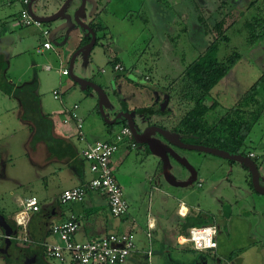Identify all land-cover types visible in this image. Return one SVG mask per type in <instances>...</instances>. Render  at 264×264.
<instances>
[{
	"label": "rangeland",
	"instance_id": "obj_1",
	"mask_svg": "<svg viewBox=\"0 0 264 264\" xmlns=\"http://www.w3.org/2000/svg\"><path fill=\"white\" fill-rule=\"evenodd\" d=\"M47 1L44 0L40 4H46ZM54 1L50 0L45 12L37 10L35 5L33 9L39 15L46 14L55 10ZM131 1L129 6L122 3L109 4L113 16L102 19L104 34L100 33L98 44L93 46L88 59L84 61L83 57L78 55L72 67L75 76L89 79L104 88L110 102L109 108L104 109L109 119L112 112L117 111L120 106V96H124L129 107L150 104L152 98L147 97L150 93L148 84L153 82L156 85L175 88L172 94L173 102L167 106L166 111L151 118L154 121L163 119L166 126L172 128L189 108L188 105L181 106L176 101L180 88L179 77L186 66L213 40L211 31L214 23L228 14L230 15L226 17L223 27H226L225 35L229 41L219 43L217 56L222 58L234 50L240 53L241 58L210 92L214 96L217 115H223L226 109L232 107L264 70V31L260 30V26L264 25V0H167L169 8L161 20H157L166 23L164 28L158 27L159 32L154 28V18L148 22L135 15L130 19L120 18L124 12L129 13L130 8H138L139 0ZM21 8V0H0V22L4 23V29L9 33L12 42L10 67L6 73L9 81L12 80L18 85L37 78L43 113L50 114L54 121H61L59 112L76 104V112L83 122L84 134L90 140H103L105 125L98 112L95 92L87 88L82 89L69 75L60 76L57 72V58L52 50L36 51L43 42L41 30L47 27L53 29L54 24H42L40 28L35 25L15 26ZM252 21L257 23V31H261V39L254 41L253 45L248 42L246 27V23ZM181 22L185 26L184 32ZM166 26H169L170 30L165 34L169 33L170 39L163 37L159 42L158 35L166 30ZM111 55L117 56L125 69L135 68L134 75L141 81L123 73L115 78L116 75H113L109 64ZM49 65L51 70H45ZM146 75L149 80H144ZM173 79L175 81L171 82ZM119 84L126 90L120 88ZM111 87L117 91L118 96L111 94ZM54 90L59 92L58 99L53 97ZM127 90L131 91L136 99L127 100L130 93ZM207 103L210 104L211 100ZM29 137L30 131L19 119L18 103L0 92V196L7 211L15 208L12 197L8 194L12 189V192L18 193L24 200L35 196L39 201L41 213L50 200L49 194L53 188L51 183H57L56 178L52 180L46 177L31 165L36 155L29 149ZM72 139L77 142L76 138ZM250 139L255 145L260 143L264 147V114L253 127ZM84 143L85 137L77 142L78 149H81ZM124 145L120 146H127ZM249 148L245 147V152H248ZM254 148L257 152L258 147ZM182 153L194 170L198 171L197 181L203 179L202 187L197 188L195 183L185 188L168 185L157 165L158 160L153 155L146 156L133 148L125 154L122 150L115 153V159L112 161L114 176L122 188L130 216L140 224L144 222L147 210L153 214L162 213L166 205L170 212L179 200L202 214L211 215L212 223L219 225L220 232L216 237L219 258L239 252V264H264V195L251 189L249 173L245 166L239 162L229 166L222 158L208 153L188 150H183ZM153 174L162 181L164 189L154 190ZM169 174L178 181L186 178L185 170H181L173 159L170 160ZM226 201L232 207L229 216H222V204H227ZM17 236L21 237L20 231ZM18 243L19 246H24L21 241ZM11 250L8 256L11 261L9 264H18L13 261ZM161 250L155 249L150 264H196L199 256L197 252L192 251L180 252L170 249L169 253L165 254ZM212 258V255L207 257V264H216ZM48 260L51 264H71ZM0 264L8 263L4 257H0ZM230 264H234V261Z\"/></svg>",
	"mask_w": 264,
	"mask_h": 264
},
{
	"label": "trees",
	"instance_id": "obj_2",
	"mask_svg": "<svg viewBox=\"0 0 264 264\" xmlns=\"http://www.w3.org/2000/svg\"><path fill=\"white\" fill-rule=\"evenodd\" d=\"M252 4L251 2L250 5ZM229 15L214 23L211 31L213 40L201 54L186 66L179 77L180 91L177 101L182 106L188 105L189 108L175 124L174 131L184 136L182 139L184 142L217 147L234 154H244L242 151L243 146L246 147V142L249 140L253 127L264 114V70L255 82L249 86L245 94L232 107L226 109L223 115H217L215 102L210 106L205 103L211 90L241 58L240 53L234 50L222 58L217 56L219 43L229 41V38L225 35L226 27H223L225 19ZM257 26L255 21L246 23L249 34L248 42L251 45L255 44L254 41L261 39L260 32L264 31V25L260 26L261 31H257ZM3 27L4 23L0 22V34ZM95 27L103 30L99 22ZM87 41L88 38L83 39V43ZM117 61V59L113 62L110 61L111 65ZM7 68V55L0 50V92L18 103L19 119L30 131L28 141L30 151H34L37 145L42 144L47 153V160L71 162V165L77 169L80 168L84 173L87 163L80 156L75 142L70 137L56 134L52 116L43 113L40 95L38 94L37 79L14 85L8 80ZM119 75L120 73L116 74L115 78H118ZM172 81L174 82L175 79ZM121 105L123 109H127L123 101H121ZM144 110L140 109L141 112ZM125 124V120H118L114 124L104 123L105 131L110 135V138H107L106 141H112L113 134ZM214 136L216 138L212 140L211 137ZM245 155H248V152H245ZM253 160L259 167L258 159L253 158ZM42 213L43 210L41 213L38 212V214ZM223 215L229 216V208L226 205L223 209ZM5 219L13 229H17L14 221L7 217ZM211 222V216H203L201 213L189 214L181 223V231L185 232L190 227L204 226ZM49 233V229L43 231L44 236ZM40 240L42 238L36 243H25L22 247L15 245L17 244L16 239H11V249L16 251L12 256L13 261L20 264L22 259L34 257L33 264H51L45 256L43 243ZM8 256L9 254L5 255L4 258L9 264L11 261ZM17 257L18 259H16ZM212 257L216 264H224L223 260L216 258L214 255ZM231 258V255H229L228 259Z\"/></svg>",
	"mask_w": 264,
	"mask_h": 264
},
{
	"label": "crops",
	"instance_id": "obj_3",
	"mask_svg": "<svg viewBox=\"0 0 264 264\" xmlns=\"http://www.w3.org/2000/svg\"><path fill=\"white\" fill-rule=\"evenodd\" d=\"M125 1H127V4L130 3L129 2L130 0H115V3L125 4ZM60 2H62V0L54 1L55 10L58 9ZM72 5L74 7V5H76V2H74V4ZM55 10L53 9V11ZM51 12H48V13H51ZM84 14L87 15V13H84ZM109 16H113L112 11L107 12L106 15L101 14L102 19L107 18ZM83 19H86V17H84ZM16 21H15V26H16ZM53 24H54V27L59 25L57 23H53ZM4 28L5 27L1 28L2 31L0 34V50L3 51L7 55V58H8L7 70H8L10 67V64H9L10 58H11L10 50H11L12 42L9 39V33ZM46 29L48 30V35L47 37H44L42 30H41L43 42L39 48H36V51L48 52L52 50L53 54H55L57 58L56 60L58 64L57 72L60 76H63L60 74V69L66 65L69 66V60L71 57L70 55H72L71 53L74 52L79 47V45L81 46V44L83 43V39H85L84 37L85 34L79 29H74L70 31V33H68L65 38V35H63V31L61 29L59 31H53V33L51 32L52 30L51 28L47 27ZM182 32H184V29L182 30ZM50 37L53 38V40H50ZM162 37L161 38L159 37L160 40H163ZM56 39H58V45H56ZM46 40L52 44V48L45 49L43 47V43ZM65 45H66V48L63 49ZM66 49L68 50V52H66ZM48 55L53 56L51 54H48ZM109 58L117 59L118 60L117 62L121 64V66L124 68L123 71L129 72L128 77L137 79L138 76L134 75L135 68L133 70L125 69L121 60L115 55H111L109 56ZM45 70L47 71L51 70V66L50 65L46 66ZM144 77L147 78V80H149V77L147 75ZM34 79H37V78H34ZM8 80L10 79L8 78ZM9 82L13 83L12 80ZM151 83L153 84V82ZM13 84L16 85L15 83ZM74 105L70 109L65 108L59 112V114H61L62 116L61 121H54V119L53 121H54L56 134L60 136H64V137H70L71 139L74 137L77 139V142H79L81 139L77 138L78 130L75 127V121H69L67 122V124H64L65 122H63L66 118H68V116L70 115L72 111H74L77 114L76 110L78 106L76 105L77 108L74 109ZM82 129H83V122H82V127L79 129L78 132H80L83 135V139L85 137V143L81 147V149L79 148L80 150L78 149L79 154H80V151L85 146L92 144L94 142H97V141H102V140L88 139V137L84 134ZM107 138H110V135L104 130L103 140H106ZM77 142L75 144H77ZM121 146L119 147L117 153L120 150H122L123 154H125L126 152H128V150H131V148L137 149L140 152H143L139 147L137 148H134L131 146L127 147L126 144L124 145L126 147H121ZM255 146L258 147L257 148L258 153L255 150L256 148H254ZM246 147H250L248 150V154L249 155L252 154L253 155L252 158L258 159V165H259L258 171H259L260 179H261L260 183L264 185V147L260 143L255 145L253 143V140L251 139L246 142ZM31 152L33 153V155H36L35 161L31 162V165L33 166V168L38 170L41 174L46 175V177L52 180H55L54 178H56L57 180L55 181H57V183H54V182L51 183L53 188L51 189L50 194H49L50 200L48 204L42 208L43 213L38 214L40 210V204H39L38 211L27 213V223H26V231H25L26 233H24V230L22 229L21 226L16 224L15 218H16L17 213L25 209V206H24L25 202L31 196L25 198L24 200L22 196H20L16 192H12V189H10L8 194H10L15 204V208L12 211H7L6 207L2 204L3 199L0 196L1 197L0 198V202H1L0 203V213L4 217H7L5 214L7 215L11 214V216L7 218L10 219L11 221H14L15 224L17 225V229H15L17 233H19V231L21 232V237H18L17 234L11 237V239H16L17 241V244H15L16 246H19L18 241H21L25 245V243L26 244L32 243V242L36 243L39 241L40 238H42V240H40L42 241L41 243L57 242L58 241L57 237L52 236L50 233L44 236L43 231L45 232L47 229H49L52 224H56V223H60L62 221L68 220L72 216L75 218V220L78 222V225H79L77 232L75 234L76 240H80V241L91 240V239L100 238L107 234H119L122 232H132L135 235V242H137V244H135V250L132 251V253L128 257L125 264H150L153 254L155 253V249H162L161 250L162 253H165V254H168L170 249H174L180 252H185V251L197 252L199 256L197 258L196 264H207L208 263L206 262L207 257L210 255L212 256L214 255L216 258L223 260L224 264H230L232 260L234 261V264H239L240 262V259L238 257L239 252H237V254H233L232 252L228 254L225 258H219L217 256L218 245L215 251L205 253V252L195 251L189 248H180L175 244L173 236L175 233H182L181 223L183 222V219L189 214L195 215L196 213H201L199 210H196V208L189 207L188 205L184 204L183 202L179 200L177 201L176 205L173 206V210L170 212H168L169 207L166 205L164 206L166 208L163 209L162 213L153 214L152 212H148L147 210V213L144 217V222H140V224H138L137 222H135V220H133L132 216H130L128 211L126 215H124L123 217H120V218L112 217L108 211L105 197L98 192H94V191L88 192L81 202L69 203V204H64V205L61 204L59 202V195L62 192V190L79 186L80 184L88 181L92 177V174L88 171V167H86L85 172L82 173L80 168L79 169L75 168V166L71 165V162H67V161L58 162L56 160H47L46 159L47 153L45 151V147L42 144L37 145L35 150ZM114 156L111 159V164H113L112 161H113ZM119 161H120V158L117 159V162ZM155 175L153 177L154 178L153 187H154V190L160 191L161 189H164L165 187L162 181L158 177H155ZM199 182H200V186H198ZM202 183H203V179L200 178L198 179V181L196 180L195 186L197 188L202 187ZM245 193L247 194L246 190H245ZM165 197H167V194L165 195ZM227 204L230 206V208L232 207L230 203L227 202ZM229 213H230V210H229ZM202 215L204 216L207 214H202ZM207 216H211V215H207ZM222 216H224L223 213H222ZM210 224H215V223L211 222ZM219 232H220V229H219ZM26 237L28 238L27 241L24 240V238ZM3 242L2 241L0 242L1 244L0 249L5 246V243L2 244ZM11 248H12V244L10 241V244L7 248V254L9 255H10ZM15 252H16L15 249L11 250V253L15 254ZM229 255H231L232 257L231 259H228ZM0 257H5V255L0 254ZM204 259H205V262H204ZM236 259H239V261L236 262Z\"/></svg>",
	"mask_w": 264,
	"mask_h": 264
},
{
	"label": "built area",
	"instance_id": "obj_4",
	"mask_svg": "<svg viewBox=\"0 0 264 264\" xmlns=\"http://www.w3.org/2000/svg\"><path fill=\"white\" fill-rule=\"evenodd\" d=\"M21 5L16 26L35 25L40 28L42 23L34 20L29 14L28 0H21ZM42 33L44 37H47L48 30L43 29ZM43 47L50 49L52 44L46 40ZM114 70H120L119 65H116ZM60 74L68 75L67 65L60 69ZM58 94V91H53L54 98H59ZM75 108H77L76 105H74ZM69 121H75L78 131L82 127V120L74 111L63 122L67 124ZM78 131V138L82 140L83 135ZM112 138V141L102 140L89 144L80 151V156L87 163L88 171L92 177L79 186L62 190L59 195L61 204L81 202L88 192L94 191L105 197L108 211L112 217L120 218L126 215L128 204L123 197L121 186L115 179L111 159L120 145L126 144L134 147L135 143L127 126L119 128ZM198 186H200V182ZM24 206L25 209L17 213L15 222L26 233L27 213L39 210L38 199L31 196L26 200ZM78 226V222L72 216L68 220L52 224L49 228L50 234L57 237L58 241L43 242L46 258L71 264H125L132 251L135 250V235L132 232L107 234L100 238L80 241L75 239ZM178 234L181 235L178 236ZM217 235L218 226L208 224L190 227L185 232L175 233L173 239L180 248L206 253L217 249ZM4 239L5 234L0 229V242ZM24 240L27 241L28 238L26 237Z\"/></svg>",
	"mask_w": 264,
	"mask_h": 264
},
{
	"label": "water",
	"instance_id": "obj_5",
	"mask_svg": "<svg viewBox=\"0 0 264 264\" xmlns=\"http://www.w3.org/2000/svg\"><path fill=\"white\" fill-rule=\"evenodd\" d=\"M35 1H39V0H29L28 11L30 16L34 20L39 21L42 24H53V23L59 24L51 30L52 33L53 31H59L61 29L63 31V35H65L66 38L67 34L74 29H79L81 31L85 30L89 32L90 41L87 44L77 48L70 57L69 66H68L69 77L75 84H78L82 89L87 88L95 92L97 96L98 112L105 123L114 124L117 119L125 118L126 125L128 126L131 132L133 141L137 145H145L150 155H153L154 157H156L161 161L162 175L168 184H170L173 187H179V188L188 187L193 183H196L197 180L196 171L188 163L186 159L180 157L175 151H173L171 147H168L167 144L162 143L160 140L154 138L152 136L154 134H158L159 136L163 137L167 141V143L177 148L185 149L188 151L208 153L213 156H217L223 159L241 163L243 166H245V168L248 170L250 174V181L253 190L257 194L264 195V185L260 183L261 180H260V174L258 171L257 164L249 156L234 154L216 147H210L201 144L183 143L178 139L176 134L171 133L167 129L155 125L148 126L140 131L133 120V116L135 114L134 112H127V111L118 112L116 113L113 119H109V117L105 115L104 109L109 108L110 102L103 88L89 79L75 76L72 72V67L75 57L81 55L83 57V60L86 61V59H88L89 57L90 51L95 45L94 31L83 21L84 20L83 18H80V16H82V13H85L86 0H80L81 4L78 7L76 5H74L73 7L72 5V3L76 0H64L62 1L58 9H56L51 13L48 14L46 13L42 15H39L34 11L33 5L34 3H36ZM49 3L50 0H48L46 4H42V5L39 2L40 5L36 7V9L45 12L48 9ZM50 40H53V38L50 37ZM56 45H58V43H56ZM166 106H167V97L164 98V102H162V104L160 105V109L163 110ZM170 159H173L180 166L184 167L190 173L191 178L182 181L173 179V177L169 174ZM0 229L5 234V239H4L5 246L0 249V254L7 255V248L10 244L11 237L13 235H16L17 231L13 229V227L6 221L5 217L1 213H0ZM238 261L239 259H236V262ZM33 262H34V257L25 258L24 264H33Z\"/></svg>",
	"mask_w": 264,
	"mask_h": 264
},
{
	"label": "flooded vegetation",
	"instance_id": "obj_6",
	"mask_svg": "<svg viewBox=\"0 0 264 264\" xmlns=\"http://www.w3.org/2000/svg\"><path fill=\"white\" fill-rule=\"evenodd\" d=\"M42 1H44V0H39V1H35L36 3H34V5L36 6V7H38L40 4H39V2L41 3ZM137 1V0H136ZM74 2H76V6L78 7L80 4H81V1L80 0H76V1H74ZM130 3L129 4H127V1H125V5L126 6H129V5H131L132 4V1L130 0L129 1ZM28 3H29V0H28ZM111 3H115V0H113V2H112V0H86V9H85V13H87V15L86 14H84V13H82V16H80V18L82 17V18H84V17H86V19H84L83 21L94 31V33H95V45L96 44H98V41H99V37H100V33L103 35L104 34V29L103 30H100L99 31V29H96V27H95V25L97 24V22H99L100 23V25H101V27H104L101 23L103 22V20H102V18H101V14L102 15H106L107 14V12H109V11H111V9H109V4H111ZM45 4V3H44ZM33 5V6H34ZM60 6V5H59ZM47 7V6H46ZM45 7V8H46ZM88 7V8H87ZM131 7V6H130ZM27 8H28V5H27ZM167 8H169V6H168V2H167V0H145V2L144 1H141L140 2V0H139V2H138V8H135V9H132V8H130V11H129V13L128 12H124V14H122L121 15V19H123V18H127V19H130V17L132 16V15H135L137 18H139V17H142V20L143 21H146V22H148V21H150L152 18H154V20H155V22H156V24H153L154 25V28H157L158 29V27L160 26V29L161 28H164L165 27V24L166 23H162V22H159V21H157V20H161V18L164 16V13L167 11ZM46 10V9H45ZM89 15V16H88ZM147 18V19H146ZM202 19V18H201ZM181 25H182V30L184 29V31H185V26H183V24H182V22H181ZM163 31H164V29H162ZM169 26H166V30L164 31V32H162L161 34H157L160 38L162 37V36H164V38L165 39H170V37H169V33L168 34H165V32H169ZM82 32H84V34H85V38H88V41L87 42H85V43H82L81 44V46L82 45H85V44H87L89 41H90V34H89V32H87V31H83L82 30ZM158 32H159V29H158ZM98 35V36H97ZM158 37V40H159V42H161L162 40H160V38ZM163 38V37H162ZM211 43V42H210ZM209 44V43H208ZM94 45V46H95ZM80 45H79V47H81ZM78 47V48H79ZM113 62V61H115V59L114 58H109V64H110V66H111V69H112V71H113V75H116V74H118V73H123V75H128V74H126V73H129L128 71H123L124 70V68L121 66V64H119L118 62H114L112 65H111V62ZM116 65H119V67H120V70H114V67L116 66ZM128 77V76H127ZM126 77V78H127ZM136 78V77H135ZM147 78H145V80H146ZM136 80H138V81H141V79L140 78H137ZM171 82H173V81H171ZM116 83H118V82H116ZM179 84H180V81H179ZM120 85V84H119ZM148 89L150 90V95L148 94V96L147 97H149V96H151V100H152V102L150 103V104H148V105H144V106H128L127 105V102H126V99L125 98H123L124 96H120V98L118 99V104L120 105V106H118L119 108H118V110L117 111H114V112H112V115H111V119H113L114 117H115V115H116V113H118V112H122V111H127V112H134L135 114H134V116H133V120H134V122H135V124L137 125V128L141 131L142 129H144V128H146V127H148V126H151V125H155V126H159V127H162V128H164V129H167L168 131H170L171 133H174V134H176L177 135V137H178V139L180 140V141H182L183 143H189V142H184L182 139L184 138V136L181 134V133H179V132H175L174 131V126L172 127V128H169V126L167 125L166 126V124L164 123V120L163 119H161V120H159V121H154V120H152L151 118L153 117V116H156V115H158L160 112H162V113H164L165 111H166V109H167V106L169 107V105H170V103H172L173 102V96H172V94L175 92V88H172V86H170L169 87V85H166V86H160V85H156V84H148ZM102 87V86H101ZM120 88L122 87L123 88V86L122 85H120L119 86ZM150 88H152V89H150ZM123 89H125V88H123ZM103 90H104V88H103ZM126 90V89H125ZM105 91V90H104ZM128 92H130L129 94H128V98H127V100L128 99H131V100H133V99H136V96L131 92V91H129V90H127ZM179 91H180V88H179V90H178V96H179ZM106 92V91H105ZM110 92H111V94H113V95H117L118 96V94H117V91L116 90H114L112 87H111V90H110ZM167 97V106L163 109V110H161L160 109V105L162 104V102H164V98H166ZM118 98V97H117ZM161 99V100H160ZM160 100V101H159ZM178 100V98L176 99V101ZM208 100H211V103L213 104L214 103V96L210 93L209 95H208V97H207V99H206V101H205V103H206V105H208V106H210V105H212L211 103L209 104V103H207L208 102ZM121 101H123L125 104H126V106H127V109H123L122 108V105H121ZM178 102V101H177ZM182 106V105H181ZM140 109H145L144 111H140ZM150 109V110H149ZM150 111H157V112H151L150 113ZM222 114V113H221ZM118 120H125V118H119V119H117L116 120V122L118 121ZM115 122V123H116ZM125 123H126V120H125ZM116 126V125H115ZM125 126H127L126 124H125ZM128 127V126H127ZM154 138H156V139H158V140H160L162 143H165V144H167V146L168 147H171L172 149H173V151H175L180 157H182V158H184V159H186V157H185V155H183V153H182V151L183 150H185V149H180V148H177V147H175V146H172V145H170L169 143H167V141L163 138V137H161V136H159L158 134H154V135H152ZM215 136L214 137H211V139L212 140H215ZM135 143V142H134ZM202 145V144H201ZM137 147H139L143 152H144V154L146 155V156H148V155H150V153L148 152V150H147V147L145 146V145H137L136 143H135V145H134V148H137ZM217 148V147H216ZM245 147L243 146V152H244V154L243 153H237V154H240V155H244V156H249V157H253V156H250L249 154L248 155H245V149H244ZM194 152H196V153H198L197 151H194ZM223 159V158H222ZM253 159V158H252ZM158 160V166L160 167V172H161V174H162V170H161V168H162V163H161V161L159 160V159H157ZM171 160V159H170ZM187 160V159H186ZM224 161H226V163L229 165V166H231L233 163H234V161H230V160H227V159H223ZM180 166V165H179ZM180 168H181V170H185V175H186V178L184 179V180H188L189 178H191V175H190V173L184 168V167H182V166H180ZM245 170H247L246 168H245ZM196 171V170H195ZM248 171V170H247ZM249 173V172H248ZM184 174V173H183ZM249 175V178H250V174H248ZM198 177V171H196V178ZM245 180V179H244ZM261 180V179H260ZM248 181H249V185H250V187L252 188V185H251V181L248 179ZM246 182H247V179H246ZM253 189V188H252ZM225 202V201H224ZM227 206L228 208H229V210H230V206L228 205V204H226V203H223L222 204V213H223V209H224V206ZM218 232H219V225H218ZM181 234H178V236H180ZM16 259H18V258H16ZM24 261H25V258L24 259H22L21 260V262H20V264H24Z\"/></svg>",
	"mask_w": 264,
	"mask_h": 264
}]
</instances>
